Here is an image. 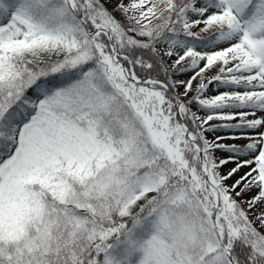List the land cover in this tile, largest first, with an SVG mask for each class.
Instances as JSON below:
<instances>
[{"label": "snow or ice", "instance_id": "snow-or-ice-1", "mask_svg": "<svg viewBox=\"0 0 264 264\" xmlns=\"http://www.w3.org/2000/svg\"><path fill=\"white\" fill-rule=\"evenodd\" d=\"M0 264H264V0H0Z\"/></svg>", "mask_w": 264, "mask_h": 264}]
</instances>
